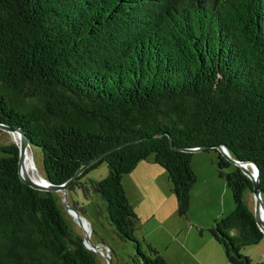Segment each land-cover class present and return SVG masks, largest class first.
Segmentation results:
<instances>
[{"label": "trees", "instance_id": "trees-1", "mask_svg": "<svg viewBox=\"0 0 264 264\" xmlns=\"http://www.w3.org/2000/svg\"><path fill=\"white\" fill-rule=\"evenodd\" d=\"M0 124L40 150L54 185L112 150L66 186L69 201L83 216L71 194L98 195L136 264H168L134 236L122 177L152 157L187 216L192 154L172 147L221 145L256 164L264 206V0H0ZM18 158L0 144V264H100L57 194L21 181ZM102 162L107 175L84 180ZM216 167L234 208L210 234L229 264H255L240 253L263 236L252 183L220 153Z\"/></svg>", "mask_w": 264, "mask_h": 264}, {"label": "rangeland", "instance_id": "rangeland-1", "mask_svg": "<svg viewBox=\"0 0 264 264\" xmlns=\"http://www.w3.org/2000/svg\"><path fill=\"white\" fill-rule=\"evenodd\" d=\"M15 137L11 133L1 132L0 144L17 143L18 140H15ZM29 153L32 161V166H29L30 172L44 178L40 150L29 149ZM218 153L214 150L191 153V168L196 175V182L190 190L187 216L180 217L177 214V205L175 196L171 191V184L169 187L171 195L168 199L166 198L168 189L160 190L150 186L142 190L141 194L134 192L132 186L134 181H147L148 184H151L156 179L154 178L155 174H152L151 171L154 168L158 174L157 168L160 167L153 163L152 157L140 161L133 171L123 175V182L129 195L128 202L137 216L134 236L141 242V248L145 253H148L145 243L155 248L154 239H158L156 248L158 245L159 248L155 250L161 256L164 252L167 259H174L171 264H195L194 258L205 259L207 262L211 261V264H220V262L229 264L223 246L217 243L210 234L214 221L213 215L224 217L234 208L232 195L225 179L220 177L217 172ZM141 167H144L142 170L145 172H142ZM232 169L233 166H229L224 172H230ZM106 175L107 167L102 162L89 171L84 180L98 181ZM56 194L59 203L62 205L61 193L57 192ZM70 199L79 203V206L83 208L82 217L87 222L86 228L90 243L102 246L103 255L107 253L111 255V264H136L133 260L135 255L133 243L122 242L117 239L113 227L108 221L104 202L98 195L93 194L91 198L85 199L77 191L71 194ZM244 200L253 211L254 198L252 193L246 192ZM68 204L71 205L69 196ZM62 212L72 229L82 236V230L76 219L63 206ZM171 230L174 234L168 235ZM164 231L167 232L166 235H164ZM150 241L154 242L153 245ZM216 250L218 251L217 256ZM94 253L100 264H107L101 255ZM240 253L247 256L252 263L264 264V235L257 244L242 247Z\"/></svg>", "mask_w": 264, "mask_h": 264}, {"label": "water", "instance_id": "water-1", "mask_svg": "<svg viewBox=\"0 0 264 264\" xmlns=\"http://www.w3.org/2000/svg\"><path fill=\"white\" fill-rule=\"evenodd\" d=\"M0 130L3 132L11 133L12 135H15L18 138V142H17L18 151H19L18 174H19L21 181L23 183H25L26 185H28L29 187L36 189V190L53 192V193L60 192L61 197H62V201H61L62 206L67 210V212L71 216H73L76 219L78 225L80 226V228L82 230V239H83L84 246L87 249L101 255L107 264H111V255L108 253L106 255H103L102 246L92 245L90 243L89 234L87 233V231L85 229V223H87V222L82 217V215H80L78 213V211L72 205L68 204V193L66 191V186L69 183H71L73 180H75L91 164L95 163L96 161H98L99 159L104 157L106 154L111 152L112 150L104 152L100 156L92 159L89 163L81 166L74 173V175L71 178H69L65 183L59 184V185H54V184L50 183L45 178L42 179L41 181H36L26 173L25 166H24V160H25L27 151L29 149V143H28V140H27L26 136L24 135V133L19 129H13V128H10L4 124H0ZM172 148L176 149V150L190 152V153H194L197 151H203V150L207 149V147L189 148V149H178L175 147H172ZM214 148L221 154V156L225 160H227L232 165L238 167L240 169V171L247 178L250 179V181L252 183L251 193H252L253 198H254V210H253L254 219H255L256 225L258 226V230L262 234H264V206L262 203L260 193L258 191V168H257L256 164H254L253 162L240 161V160H236V159L232 158L224 146L218 145V146H215Z\"/></svg>", "mask_w": 264, "mask_h": 264}, {"label": "crops", "instance_id": "crops-1", "mask_svg": "<svg viewBox=\"0 0 264 264\" xmlns=\"http://www.w3.org/2000/svg\"><path fill=\"white\" fill-rule=\"evenodd\" d=\"M139 164V162L136 164V166L135 167H137V165ZM152 167V166H151ZM155 167V166H154ZM142 169H144V167H141V170ZM158 170V174H156V171H155V169L154 168H152V171H151V173L152 174H155V176H154V178H156V179H154V181L151 183V184H148L147 183V181H138V180H136V182L134 181L133 182V184H132V186H133V190H134V192H137V193H140L141 194V192H142V190H144V189H147V188H149L150 186L153 188L154 187V189H160V190H167L168 189V193H167V199H168V197H170V192H169V187H170V182H169V180H168V178H167V174H166V172L164 171V170H162L161 168H157ZM134 170V169H133ZM132 170V171H133ZM142 172H145V170H142ZM127 175V174H126ZM157 176V177H156ZM153 177V176H152ZM150 179H152V178H150ZM164 179V180H163ZM122 185H123V187H124V190H125V192H126V196H127V199H128V192H127V190H126V188H125V185H124V182H123V177H122ZM129 201V200H128ZM214 220H216V219H218V218H220V217H217V215H213V217H212ZM165 232V234L164 235H166V231H164ZM172 234H174L173 233V231L171 230V232H170V234H168V235H172ZM160 235H162V234H160ZM264 235V234H263ZM262 238H263V236H262ZM155 242V243H154ZM154 242H152V241H150V243L153 245V243H154V247H155V249H158L159 248V245H158V247L156 248V242H158V239H154ZM218 251L216 250V256H217V253ZM194 255H197V253H194ZM162 256H163V258L165 259V261L168 263V264H171V263H173V260L174 259H167L166 258V256H165V253L163 252V254H162ZM207 256L209 257V255L207 254ZM194 261H195V264H211V261H206L205 259H203V260H200V259H198V258H194ZM220 264H222L221 262H220Z\"/></svg>", "mask_w": 264, "mask_h": 264}, {"label": "bare ground", "instance_id": "bare-ground-1", "mask_svg": "<svg viewBox=\"0 0 264 264\" xmlns=\"http://www.w3.org/2000/svg\"><path fill=\"white\" fill-rule=\"evenodd\" d=\"M15 140H18V138L15 137ZM29 149L27 151V154H26V157H25V160H24V166H25L26 173L30 177H32L34 180L41 181L42 179H44L43 177H41L38 174H35V173H31L30 172L31 168L29 166H32V161H31V156H30V153H29ZM85 229H86V231H88L87 228H86V223H85Z\"/></svg>", "mask_w": 264, "mask_h": 264}]
</instances>
